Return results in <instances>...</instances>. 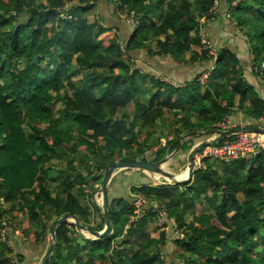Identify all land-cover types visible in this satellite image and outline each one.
Returning <instances> with one entry per match:
<instances>
[{
    "label": "trees",
    "instance_id": "16d2710c",
    "mask_svg": "<svg viewBox=\"0 0 264 264\" xmlns=\"http://www.w3.org/2000/svg\"><path fill=\"white\" fill-rule=\"evenodd\" d=\"M96 1L0 0V264L22 261L10 246L12 239L19 242L18 213L39 225L35 241L47 236L46 222L66 214L100 231V216L91 219L81 198L90 196L115 158L143 159L150 151L149 160H158L184 134L213 133L236 112L247 124L264 117V100L244 78L236 54L209 42L217 51L213 59L201 41L200 20L211 18L212 0H112L136 22L121 41L102 38L108 28L99 19L88 22L85 13ZM229 4L224 17L230 12L243 32L252 73L264 81V0ZM150 38H156L153 50ZM141 49L179 63L213 64L173 85L135 66L131 52ZM192 144L185 140L179 151ZM130 189L149 205L141 216L130 201L107 198L111 234L85 238L73 224H60L46 264H264V150L230 161L223 173L205 160L184 183ZM197 205L204 209L196 211ZM155 206L166 216L152 238L146 227L157 217ZM173 235L180 251L168 258Z\"/></svg>",
    "mask_w": 264,
    "mask_h": 264
},
{
    "label": "crops",
    "instance_id": "0c3cea01",
    "mask_svg": "<svg viewBox=\"0 0 264 264\" xmlns=\"http://www.w3.org/2000/svg\"><path fill=\"white\" fill-rule=\"evenodd\" d=\"M164 5L165 3H163V6ZM227 6H228V0H227V4H226V0H219L217 16L205 20L201 19L200 27L202 31L205 32L209 42L215 49L220 50L221 48H227L236 54V57L243 68L244 78L254 87V90L264 100V81H262L257 75L252 73L253 71V69L251 68L252 56L250 53L249 45L247 43V40L243 32H241V30L235 26L232 19L227 18L226 16L224 17V13L227 11ZM85 17L87 18L88 22H92L95 19H99L100 22L103 23V25L108 28V32H106L102 36V38L103 37L106 39L117 38L119 41L126 40L134 30L130 19H128L125 16L124 12H120L119 10H117L116 5H114L112 0H97L92 4L90 8H88V10L85 13ZM152 21L155 22V19L153 17H152ZM151 33L152 31L146 33V35H151ZM168 33H170V31ZM150 39L152 40L151 42H148L149 43L148 47L151 50H153L155 43L154 41L156 40V38H150ZM157 39L162 40L163 36H159ZM199 50L200 48L196 46H191L190 48V51L199 52ZM211 50H209L208 55L212 54V53L210 54ZM190 51L185 52V58L189 57ZM215 52L217 51L215 50ZM131 56H132L131 59L136 67L140 68L142 71L146 73H149L156 77H160L163 80L165 79V81L168 82L170 81V83H172L173 85L186 84L188 81L192 79L194 75L199 74V72L203 71L205 68H208L210 70L213 64L212 61L200 62V63L194 62L193 64L179 63L173 60L169 56L160 57V56L148 54L147 49L133 51L131 52ZM207 75H208V71L202 72L199 75V82L201 83V85H203L207 81L206 79ZM166 78L169 80H167ZM230 118H233L232 119L233 122L239 120L241 121L238 122L237 126L249 125L247 124L249 121H246L248 119H246L243 113L236 112ZM243 120L245 122H243ZM233 125L235 124L233 123ZM157 130L158 133H160L159 131H161V128L158 127ZM197 134L200 133L197 132ZM195 137L196 136H192L188 139H191L192 143H195L198 141V140L195 142L193 141ZM185 140H183V142ZM187 154L184 155L185 164H186ZM177 156L180 158L179 155ZM173 171L174 170H172V172ZM120 172L121 171L115 172V174L112 176V178L108 183L107 198L109 202H115L118 199H124V200L126 199L128 200V202L131 201L130 196L132 195V193L130 191H128L129 197L128 196L126 197V195L124 194L126 193V190L124 191L123 195L120 196L118 194V191H120V186L118 185V183L121 182V177H118V174ZM133 180H138L137 175L133 177ZM145 182L146 181L140 182V184L138 185H142V184L144 185ZM99 185L100 183L99 184L95 183L94 184L95 188L92 191L96 190ZM92 191L90 192L89 197L84 196L81 198V203L85 205L90 211L92 216L91 219L98 220V216H100L101 213V205L97 200V195L91 196ZM84 192H86V189H84ZM27 225H28L27 220H24L22 223V227L20 226V228H18V230H21V233L19 234L18 230H16L14 232V237H19L20 240L22 233L24 234V231H26V229L28 228ZM45 240L46 239L44 238L42 244L45 242ZM47 247L48 246H45L40 252L39 250L33 249L34 252L32 256L28 258L24 257L25 254L20 253L23 258L22 261L17 264H39L41 257L45 253Z\"/></svg>",
    "mask_w": 264,
    "mask_h": 264
},
{
    "label": "water",
    "instance_id": "95a60500",
    "mask_svg": "<svg viewBox=\"0 0 264 264\" xmlns=\"http://www.w3.org/2000/svg\"><path fill=\"white\" fill-rule=\"evenodd\" d=\"M211 133V131H206ZM245 133V132H264V124H259V125H243V126H233L229 129L226 130H214L213 134H217V137L215 141H207L203 140L196 145H192L191 148L189 149V152L186 156V166L185 169L187 170V177L185 179H177L174 172L168 171L164 168V165L172 159V157L179 151L181 148L183 140L196 136L197 132H189L186 133L182 136V142H180L169 155L164 156L161 159L158 160H149L146 158L140 159V158H128L122 161L118 162H112L105 172L103 173L101 180H100V185L98 188L94 191H92L91 196H99L100 200V205H101V213H100V219L103 222V228L100 231H94L91 230L87 225H83L80 223L78 220V217L76 215H63L51 222L50 228H49V239H51L50 245L47 247L45 253L42 255L40 263L39 264H46L49 256L52 254L54 251V248L56 246V235H55V230L56 227L60 224L63 223H71L74 226V229L76 231L81 232L84 234V231L87 232V235L93 238H101V237H107L111 234L112 232V226L110 223V214H109V209H108V202H107V186L112 178V176L115 174V172L124 170V169H136L140 170L142 172L150 173V174H156L158 176H161L163 178H166L168 181L164 183H156L157 185H177L179 183H184L191 179V177L194 175L193 172V157L194 155L204 146L206 145H216L218 144L222 139H225L228 136L235 135L237 133ZM183 170V169H182ZM85 238H88L85 236Z\"/></svg>",
    "mask_w": 264,
    "mask_h": 264
},
{
    "label": "rangeland",
    "instance_id": "374dc122",
    "mask_svg": "<svg viewBox=\"0 0 264 264\" xmlns=\"http://www.w3.org/2000/svg\"><path fill=\"white\" fill-rule=\"evenodd\" d=\"M239 1L240 0H232L231 4H229V6H232L233 3H238ZM229 14H230V17H229ZM229 14H227V17L230 18V19H232L231 18V13H229ZM233 22H234V20H233ZM234 24H235V22H234ZM202 33L207 38V35L205 34V32L202 31ZM207 40H208V38H207ZM167 80H169V79H167ZM60 95L62 96V92H60ZM60 106H61V102L60 101L54 102V110L58 109ZM240 117H242V116H240ZM232 119L233 118H229L228 119L230 125H232V126H234L233 123L235 125H237L238 122H241L240 120L233 122ZM261 119L262 120H259L258 121L259 124H264V117L261 118ZM243 122H245V121L243 120ZM254 124H255V122L254 123L253 122H250L249 125H254ZM259 124H257V125H259ZM162 130H165V128L162 127ZM211 138H212V134L211 133H209V132H202L200 134H197L196 137L193 139V141L194 142L197 141V140L198 141H203V140L211 139ZM198 141L195 142V143H198ZM195 143H193V145ZM189 149H188L187 152H189ZM187 152H185L184 154H181L180 151H179L177 153V155H179L180 158L178 156H175L174 155L172 157V159H170L164 165V168L166 170L171 171V172H172V170H174L173 172L175 174H177V176H176L177 179H185L187 177V170L185 169L186 164H185V158H184V155H186ZM142 157L147 158V159H153L154 155L150 151H146V152H144L142 154ZM114 162H118L117 161V158H115V161ZM208 162L210 164H213L214 167L216 168V171L219 172V173H223V170L226 169L227 168V164H229V163L217 162L216 160H213V159L212 160H208ZM53 164H57L58 166L62 167L64 165V162L63 161L54 160L53 161ZM82 173L84 174V172H82ZM135 175H137L138 180H133V177ZM118 177H121V182L118 183V185L120 186V191H118V194L120 196L123 195L124 191L126 190V193H124V194L126 195V197L127 196L129 197L128 191H131L130 188L132 186H135V185L140 184V182L146 181L145 184H148L149 183L150 185L151 184L154 185V183L152 182V180L148 177V173L142 172V171L136 170V169H124V170H122L118 174ZM208 194H210V193L208 192ZM5 206L7 207V205H5ZM195 209H196V211H200L201 209H204V206H200V205L198 206L197 205ZM208 211H210V210H208ZM17 217H18L19 227L20 226L22 227V223H23L24 220H27V217L25 215H21L20 213L17 214ZM186 217L188 218L190 216L187 215ZM154 221H155V219H154ZM154 221L152 223H150L149 225H147L146 230L149 232V234H150V236L152 238H157L158 235H159V232L161 230H163V226L162 227L156 226L155 223H154ZM170 221L174 222V220L172 218L170 219ZM46 223H47V225H46L47 229H46L45 234L47 236L45 237V239H46L45 242L42 244V241L41 240L40 241L39 240L38 241H35L34 234H33V232H35V231L36 232L40 231V228L38 227L39 225L38 226L37 225H30L29 222H28V220H27V224H28L27 226H28V228L26 229V232H28V233H26V234L25 233L24 234L22 233V236L20 237L19 242L17 240L14 241V239H12L10 241V246H11V248L14 251L13 255L18 254V253H22V254H25L24 257H27L28 258V257H31L32 256V254L34 252L33 249L39 250V252H40V251H42V249L45 246H49L50 243H51V239H49V228H50V225L51 224L49 222H46ZM171 226H172L171 229H174V224L173 223L171 224ZM174 231H175V229H174ZM3 232L4 231H1L2 234H3ZM77 232H79V231H77ZM172 232H173V230H172ZM18 233L20 234L21 233V230H18ZM173 233L176 234V231L173 232ZM83 236L84 237L87 236L88 238L90 237L89 235H87V232H85V231H84ZM171 237H172V239H169L168 242H167V256H168V258L170 257L171 254H177L180 251V249L178 248V246L172 245V243H171L172 241H174V239L176 238V236L173 235ZM43 245H45V246H43ZM172 252H174V253H172Z\"/></svg>",
    "mask_w": 264,
    "mask_h": 264
},
{
    "label": "built area",
    "instance_id": "2783aa9c",
    "mask_svg": "<svg viewBox=\"0 0 264 264\" xmlns=\"http://www.w3.org/2000/svg\"><path fill=\"white\" fill-rule=\"evenodd\" d=\"M241 1V0H240ZM239 1V2H240ZM232 0H230L231 4ZM238 2V3H239ZM237 5V3H233L232 6L234 7ZM218 6H219V0H212V6L210 9V16L216 17L218 14ZM65 6L61 7V13L60 17H63L62 12L66 9ZM230 12L226 13L229 14ZM230 16V14H229ZM131 22L136 23L133 21V19L130 18ZM199 35L201 37V41L204 44V47L211 50L210 43L203 35L202 29L199 30ZM209 46H208V45ZM213 50V49H212ZM210 52L213 59H215L216 52L213 50ZM264 66V63L262 64ZM230 117L227 116L222 122L218 123L216 130H226L231 127L229 123ZM217 137V134H213L211 139H206L207 141H215ZM264 150V132H245V133H237L231 138L228 139H222L218 144L212 146V145H206L202 147L193 157V171H197L199 169H202L204 167V161L205 160H216L217 162L222 163H229L232 160H237L241 158H250L254 157L258 153ZM156 176V177H155ZM148 177L152 180L154 184L158 183H164L168 181L166 178H163L161 176H158L156 174H150L148 173ZM193 177V176H192ZM157 185V184H156ZM97 200L100 204L99 197H97ZM130 204L135 210L136 216H141L142 213H144L148 208L147 203L144 201V199L139 195H131V201ZM154 206V205H153ZM151 206V207H153ZM152 211L156 213V219H155V225L162 227L164 225L165 220V211L162 206H155L152 208ZM174 224V222L171 221V224Z\"/></svg>",
    "mask_w": 264,
    "mask_h": 264
},
{
    "label": "clouds",
    "instance_id": "9594fccd",
    "mask_svg": "<svg viewBox=\"0 0 264 264\" xmlns=\"http://www.w3.org/2000/svg\"><path fill=\"white\" fill-rule=\"evenodd\" d=\"M230 17V16H229ZM128 19H130V18H128ZM134 21V20H133ZM132 24H136V23H134V22H131ZM194 172V171H193ZM195 173V172H194ZM191 179H192V177H191ZM152 185V184H151ZM155 185V184H154ZM97 197H99L98 195H97Z\"/></svg>",
    "mask_w": 264,
    "mask_h": 264
}]
</instances>
